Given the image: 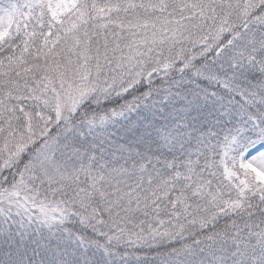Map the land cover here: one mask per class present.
<instances>
[{"label":"snow or ice","instance_id":"1","mask_svg":"<svg viewBox=\"0 0 264 264\" xmlns=\"http://www.w3.org/2000/svg\"><path fill=\"white\" fill-rule=\"evenodd\" d=\"M0 264H264V0H0Z\"/></svg>","mask_w":264,"mask_h":264}]
</instances>
